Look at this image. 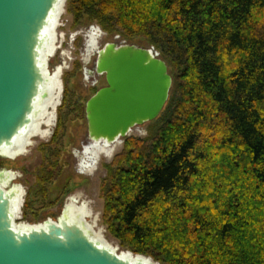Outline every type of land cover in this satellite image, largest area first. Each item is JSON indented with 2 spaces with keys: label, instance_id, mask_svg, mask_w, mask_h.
<instances>
[{
  "label": "trees",
  "instance_id": "16d2710c",
  "mask_svg": "<svg viewBox=\"0 0 264 264\" xmlns=\"http://www.w3.org/2000/svg\"><path fill=\"white\" fill-rule=\"evenodd\" d=\"M68 10L146 40L180 71L150 146L127 139L109 168L110 233L162 264H264V0H68ZM67 84L43 149L65 128Z\"/></svg>",
  "mask_w": 264,
  "mask_h": 264
},
{
  "label": "water",
  "instance_id": "95a60500",
  "mask_svg": "<svg viewBox=\"0 0 264 264\" xmlns=\"http://www.w3.org/2000/svg\"><path fill=\"white\" fill-rule=\"evenodd\" d=\"M63 1L0 0V151L29 131L38 97L49 96L42 93L40 55L44 30ZM94 72L104 74L107 85L86 103L87 143L114 144L128 137L135 127L156 120L170 98L173 77L153 47L108 42L98 51ZM14 196L0 187V264H155L119 255L65 212L38 229H17Z\"/></svg>",
  "mask_w": 264,
  "mask_h": 264
},
{
  "label": "rangeland",
  "instance_id": "374dc122",
  "mask_svg": "<svg viewBox=\"0 0 264 264\" xmlns=\"http://www.w3.org/2000/svg\"><path fill=\"white\" fill-rule=\"evenodd\" d=\"M60 6L62 11L54 30V47L48 58L49 76L58 74L57 78L61 83L59 105L55 110L49 108L47 119L36 134L28 139L27 146L19 155L13 158L0 154V172L10 173L13 177L6 189L17 187L22 193L24 207L16 224L36 226L46 220L57 222L67 211V206L74 205L83 208L87 214L86 218L79 221L90 226L93 238L99 240L94 235L100 234L104 244L115 247L120 254L143 256L155 264H162L151 256L135 253L132 249L122 246L121 241L110 233L103 219L105 199L102 192L105 180L110 174L109 168L124 150L127 139L134 138L145 142L146 147L150 146L151 138L158 134L162 127L160 118L169 106V100L156 120L135 127L130 135L120 140L109 153H85V146L88 144L85 108L87 101L107 85L105 75L94 72V65L98 51L108 42L155 48L159 56L167 62L173 84L175 80L177 82L180 71L169 57L146 40L128 39L117 31L106 30L87 14L76 16L68 10V0L63 1ZM90 72L94 74L89 75ZM66 81L69 106L62 118L65 128L61 130L52 148L43 149L52 139L56 129L58 109L63 102ZM175 108L171 112H174ZM216 150L218 147H215V152ZM219 178L217 186L220 185ZM28 202L29 210L26 211L25 204Z\"/></svg>",
  "mask_w": 264,
  "mask_h": 264
},
{
  "label": "bare ground",
  "instance_id": "6f19581e",
  "mask_svg": "<svg viewBox=\"0 0 264 264\" xmlns=\"http://www.w3.org/2000/svg\"><path fill=\"white\" fill-rule=\"evenodd\" d=\"M66 2V0H64ZM65 5V4H64ZM64 5L62 6V9L64 7ZM61 6H59L56 9V12H54L52 18H51V22L50 25L44 30V36H45V40L46 42L44 43V46L41 50V55H40V65L43 68L44 71V75H45V84L42 86V93L43 92H47L49 94L47 99L42 98V96L38 97L37 101H36V105H35V112L33 114V122L29 128V131H26L24 134H21L16 140H15V144L14 146L10 147V148H5L2 151H0V154H4V155H8L9 157H15V155H19L21 153V151L24 150L25 146H27L26 144L29 142L28 139L32 138V136H34L36 134V132L38 131V129L41 127L43 121L45 119H47V114L49 112V108H53L54 110L57 108V106L59 105V101H60V95L59 93H61V83L59 81V79L57 78L58 74H55V76H49L48 74V58L53 50V43H54V39H55V27L57 25L58 22V18L61 15ZM56 89V90H55ZM53 114V113H52ZM50 117V116H49ZM48 117V118H49ZM52 120V119H51ZM50 122V121H49ZM45 132V131H44ZM120 141H117L114 144H106L103 142H89L87 144V149L88 150H94L95 152H105V153H109L117 143H119ZM13 177L10 173H4V175H2V177L0 178V187H2L6 193H11L14 192L15 196L13 198L12 201V209H13V214H14V222H15V227L21 228L25 231L30 230L31 227L34 228H40L43 227L44 223L40 224V225H36V226H29L27 224L25 225H17V219L19 218V215H21V211H22V205H23V198H22V193L21 190L19 188H11L10 190H7L6 187L8 185H10V183L12 182ZM67 215V218L70 219L71 221H75V220H80L83 218H86L85 216H87V214H85L84 209L83 208H79L77 206L74 205H68L67 206V211L65 212ZM84 223V222H83ZM85 225V230L88 232L89 235H92V229L90 228V226L84 223ZM96 232V231H95ZM93 236V235H92ZM96 236V238L98 237L99 240L102 244H104L102 237L100 234H96L94 235V237ZM105 245V244H104ZM108 247H110L111 249H113L114 251H116L119 255L122 256H129L132 259H137L138 256L135 255H127V254H120V251L116 250L115 247H111L110 245H107Z\"/></svg>",
  "mask_w": 264,
  "mask_h": 264
},
{
  "label": "flooded vegetation",
  "instance_id": "af4514ba",
  "mask_svg": "<svg viewBox=\"0 0 264 264\" xmlns=\"http://www.w3.org/2000/svg\"><path fill=\"white\" fill-rule=\"evenodd\" d=\"M89 75H90V73H89ZM86 143H87V140H86ZM94 152H95V151L92 150V149H91V150H88V149H87V144H86V146H85V153H86V154H89V153H94Z\"/></svg>",
  "mask_w": 264,
  "mask_h": 264
}]
</instances>
